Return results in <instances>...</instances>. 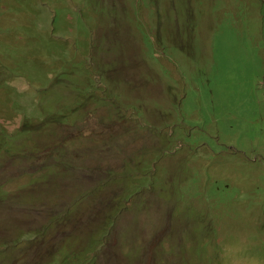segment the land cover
I'll use <instances>...</instances> for the list:
<instances>
[{
    "label": "rangeland",
    "instance_id": "374dc122",
    "mask_svg": "<svg viewBox=\"0 0 264 264\" xmlns=\"http://www.w3.org/2000/svg\"><path fill=\"white\" fill-rule=\"evenodd\" d=\"M0 264H264V0H0Z\"/></svg>",
    "mask_w": 264,
    "mask_h": 264
},
{
    "label": "clouds",
    "instance_id": "9594fccd",
    "mask_svg": "<svg viewBox=\"0 0 264 264\" xmlns=\"http://www.w3.org/2000/svg\"><path fill=\"white\" fill-rule=\"evenodd\" d=\"M63 123H67V122H63ZM67 244H69V241L67 242Z\"/></svg>",
    "mask_w": 264,
    "mask_h": 264
},
{
    "label": "trees",
    "instance_id": "16d2710c",
    "mask_svg": "<svg viewBox=\"0 0 264 264\" xmlns=\"http://www.w3.org/2000/svg\"><path fill=\"white\" fill-rule=\"evenodd\" d=\"M6 196H4V198H5Z\"/></svg>",
    "mask_w": 264,
    "mask_h": 264
}]
</instances>
